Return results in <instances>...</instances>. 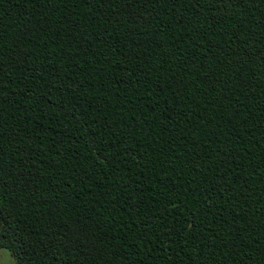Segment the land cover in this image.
Masks as SVG:
<instances>
[{
    "label": "trees",
    "instance_id": "1",
    "mask_svg": "<svg viewBox=\"0 0 264 264\" xmlns=\"http://www.w3.org/2000/svg\"><path fill=\"white\" fill-rule=\"evenodd\" d=\"M0 244L264 264V0H0Z\"/></svg>",
    "mask_w": 264,
    "mask_h": 264
},
{
    "label": "snow or ice",
    "instance_id": "2",
    "mask_svg": "<svg viewBox=\"0 0 264 264\" xmlns=\"http://www.w3.org/2000/svg\"><path fill=\"white\" fill-rule=\"evenodd\" d=\"M12 249L9 247L8 244H0V258H3L5 260H10L13 257H9L7 255H5L6 253L11 252Z\"/></svg>",
    "mask_w": 264,
    "mask_h": 264
},
{
    "label": "rangeland",
    "instance_id": "3",
    "mask_svg": "<svg viewBox=\"0 0 264 264\" xmlns=\"http://www.w3.org/2000/svg\"><path fill=\"white\" fill-rule=\"evenodd\" d=\"M5 255L11 257L9 253H6ZM0 264H14V261L13 259L5 260L3 258H0Z\"/></svg>",
    "mask_w": 264,
    "mask_h": 264
}]
</instances>
